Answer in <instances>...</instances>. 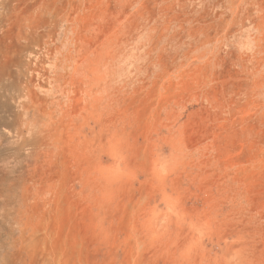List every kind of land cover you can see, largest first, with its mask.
Instances as JSON below:
<instances>
[{
  "label": "rangeland",
  "instance_id": "obj_1",
  "mask_svg": "<svg viewBox=\"0 0 264 264\" xmlns=\"http://www.w3.org/2000/svg\"><path fill=\"white\" fill-rule=\"evenodd\" d=\"M0 264H264V0H0Z\"/></svg>",
  "mask_w": 264,
  "mask_h": 264
}]
</instances>
